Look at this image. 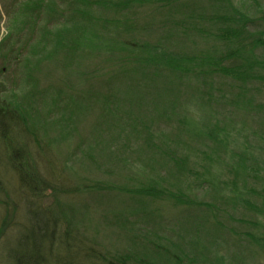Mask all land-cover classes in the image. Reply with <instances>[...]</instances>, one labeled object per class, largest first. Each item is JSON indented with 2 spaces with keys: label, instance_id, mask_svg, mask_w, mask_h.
Instances as JSON below:
<instances>
[{
  "label": "rangeland",
  "instance_id": "374dc122",
  "mask_svg": "<svg viewBox=\"0 0 264 264\" xmlns=\"http://www.w3.org/2000/svg\"><path fill=\"white\" fill-rule=\"evenodd\" d=\"M257 1L230 0L239 17L252 21L232 25V41L220 39L225 25L216 16L227 6L218 0L147 4L106 17L81 5L82 26L93 24L95 54L80 37L89 30L80 28L68 51L49 56L33 74L43 89L60 84L78 101L71 122H58L60 132L35 129L44 114L32 104L27 123L64 176L55 184L60 190L50 186V174L36 178L38 189L40 181L53 188H43V204L83 232L90 248L145 264H264V0ZM12 2L0 0V45ZM14 56L0 55V90H10L5 64ZM215 58L235 73L254 60L262 71L254 67L252 80L205 75L210 69L200 64ZM2 186L0 264H11L7 254L26 200L12 179ZM151 186L180 204L131 195Z\"/></svg>",
  "mask_w": 264,
  "mask_h": 264
},
{
  "label": "trees",
  "instance_id": "16d2710c",
  "mask_svg": "<svg viewBox=\"0 0 264 264\" xmlns=\"http://www.w3.org/2000/svg\"><path fill=\"white\" fill-rule=\"evenodd\" d=\"M14 1L17 10L13 9ZM176 1L180 0H13L14 5L8 7L6 16L10 21V25L6 27V31H8L2 44H5L6 47L0 45V55L14 54L15 56L5 64L6 72L12 74L13 77L9 86L10 90L5 88L0 90V197H2L0 204L7 205L5 201L6 188L2 184L5 181L8 182L9 179L15 182L16 190L22 192L21 198L26 200L25 208L20 207L21 215L19 217L21 220L19 228L16 234H13L15 239L14 248H11V251L7 250V259L11 264H125V258H116L107 251H97L94 247L90 248L87 242L88 238L83 232L76 226L72 227L66 224L64 218L56 217L51 212L50 207L43 204V188L49 192H52L53 188L57 190L64 189V187H55L56 183L63 182L64 176L56 173L57 167L58 171L62 170H60V166L54 157L53 160L57 167L51 163L53 155L51 149L46 143H42L35 129L42 131L43 128L48 130L51 127L60 132L62 127L58 128V122L64 126L71 122V119L77 114L78 101L70 99L69 94L60 88V84L56 86L49 85L46 89H43L36 83L33 74L45 68L48 65L47 61L54 56L56 57L62 49L68 51L69 40H74L77 37L76 30L80 28H83L84 32L89 30L85 36L80 37L90 48L91 51L87 49L89 52L94 50V46H92L94 43L90 40L94 36L93 27H91L93 24H83L82 26V21L79 18V7L81 5H90L93 8L97 6L96 12L101 15L98 16L106 17L114 13H129L147 4H172ZM254 1L258 6V1ZM218 2L227 6V8L220 11L221 17L216 16L218 20L216 22L225 25L222 27L224 29L220 36L223 37L220 39L232 41L236 34L231 26L239 24L245 28V21L247 23L252 21L248 17H239L236 8H231L230 0H218ZM231 14L234 15L235 19L231 18ZM194 15L193 13L189 17H194ZM236 18L240 21H236ZM92 19L94 18L85 21ZM109 21L111 22V20ZM17 24L21 26L20 29L17 28ZM10 26L12 28H9ZM181 29H184L183 26ZM38 31H40V36L36 38L34 33ZM192 31L195 32L196 29ZM17 40H19L18 43ZM10 41L14 42L16 50H13ZM81 51L82 49L75 52L80 53ZM95 52L93 51V54ZM203 62L200 65L203 64L210 69V74H205L207 76L211 77L213 74L218 73L234 79L242 76V78L248 80L255 78L252 73L254 67L262 71L260 67L263 66V64H258V61L254 60L252 63L247 62L246 66H248L245 73H235V69L222 66V64H227L225 60L215 58L212 61ZM126 71L130 72L131 70L127 69ZM260 81L262 82V79ZM131 88L134 89L133 86H130L127 90ZM29 104L37 108L36 112L44 114L43 121H35L33 125L35 129L30 128L27 123V120L29 121L27 105ZM51 119H53L52 122ZM27 143L29 147L26 146ZM38 161H45V163L43 162L44 165L42 164L41 169L43 171L41 170V174L37 169ZM44 173L51 175L52 180L50 183L52 184L50 186L53 188H46L45 184L40 181L39 185L41 187L38 189L36 178L42 177ZM147 188L131 195L142 199H163L180 204L178 197L166 190L158 189L156 186ZM123 193L128 194L127 191ZM248 206L255 210L253 204H248ZM258 211L262 213L261 210ZM4 218L6 221H10L7 208H5ZM93 260L95 262H92ZM127 262L145 264L148 260L147 262H137L130 257Z\"/></svg>",
  "mask_w": 264,
  "mask_h": 264
}]
</instances>
